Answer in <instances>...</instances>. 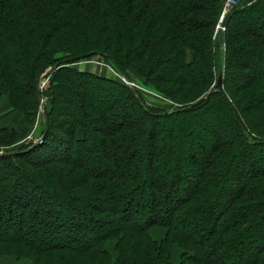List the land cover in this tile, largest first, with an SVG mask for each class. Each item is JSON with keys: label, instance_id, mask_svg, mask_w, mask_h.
<instances>
[{"label": "trees", "instance_id": "1", "mask_svg": "<svg viewBox=\"0 0 264 264\" xmlns=\"http://www.w3.org/2000/svg\"><path fill=\"white\" fill-rule=\"evenodd\" d=\"M223 2L0 0V148L52 70L44 145L0 154V264H264V0L225 16L221 64ZM96 56L178 108L71 67Z\"/></svg>", "mask_w": 264, "mask_h": 264}, {"label": "rangeland", "instance_id": "2", "mask_svg": "<svg viewBox=\"0 0 264 264\" xmlns=\"http://www.w3.org/2000/svg\"><path fill=\"white\" fill-rule=\"evenodd\" d=\"M252 0H240L239 5H247V3H250ZM224 32H225V27H224V20L220 22V16L218 19V24L215 29V34H217V39L219 41V56L221 60V64H223L224 61V56H225V43H224ZM216 36V35H215ZM246 55H239V63L241 65L251 64V65H256V61L252 59L250 56L246 57ZM242 57L244 60H241ZM262 64H257V65H263ZM72 68L79 70L81 72H86V73H91L96 76L104 77L111 79L113 81H119L123 84H126L125 82L129 83L131 87H134L144 100V103L147 106L150 107H159L166 109L168 111H174L175 109L178 108L177 105L173 104L170 102L168 99L164 98L160 94H158L151 86H145L142 78L132 71H128V77L130 80H127L125 77H123L121 74H119L115 68L110 64V62L106 61L105 59L96 56L92 57L87 60H83L79 63H76L71 66ZM51 73L52 70L51 68H48L45 73L41 76L39 84H38V90L40 93V103H39V109L37 112L36 120L33 125V128L30 132V134L23 138L20 141H17L16 143L12 145H7V147L0 148V154L2 153H11V152H22V151H27L35 147H41L44 145L45 140H44V133H43V125L45 122V112L50 110L51 106V92L49 90L50 88V80H51ZM87 102H93L96 107L93 108V111L97 108H101L102 102L96 101L93 99V97L90 95L89 97L86 98ZM71 100V99H70ZM67 103L66 107L69 110H73L71 102ZM76 103V102H75ZM74 118L76 117L79 119V116L77 117L75 111H72ZM15 114H10V108L7 105V102L5 99L0 101V128L2 127H10L13 126L12 124V119L15 117ZM114 121V119H113ZM112 121V122H113ZM16 128L15 126H13ZM212 134V129L205 133L206 140L210 139ZM44 140V141H43ZM197 142L194 143V149L193 153L195 154L196 158H199L201 155L199 153V149L195 147V145H200V140L196 139ZM49 148L52 147L53 145V140L49 141ZM203 144V142H202ZM205 149H207L208 145L205 143L203 145Z\"/></svg>", "mask_w": 264, "mask_h": 264}, {"label": "built area", "instance_id": "3", "mask_svg": "<svg viewBox=\"0 0 264 264\" xmlns=\"http://www.w3.org/2000/svg\"><path fill=\"white\" fill-rule=\"evenodd\" d=\"M240 0H224L223 5H222V10L220 14V22H222L225 18V16L239 4ZM126 85H129V83L125 82Z\"/></svg>", "mask_w": 264, "mask_h": 264}, {"label": "water", "instance_id": "4", "mask_svg": "<svg viewBox=\"0 0 264 264\" xmlns=\"http://www.w3.org/2000/svg\"><path fill=\"white\" fill-rule=\"evenodd\" d=\"M214 90H222V75H219L217 78V82L215 86L213 87Z\"/></svg>", "mask_w": 264, "mask_h": 264}, {"label": "crops", "instance_id": "5", "mask_svg": "<svg viewBox=\"0 0 264 264\" xmlns=\"http://www.w3.org/2000/svg\"><path fill=\"white\" fill-rule=\"evenodd\" d=\"M7 105H8V103H7Z\"/></svg>", "mask_w": 264, "mask_h": 264}]
</instances>
